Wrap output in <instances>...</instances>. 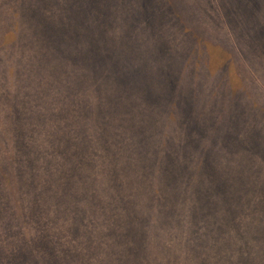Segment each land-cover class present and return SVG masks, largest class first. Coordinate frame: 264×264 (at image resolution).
Instances as JSON below:
<instances>
[{
  "label": "trees",
  "instance_id": "16d2710c",
  "mask_svg": "<svg viewBox=\"0 0 264 264\" xmlns=\"http://www.w3.org/2000/svg\"><path fill=\"white\" fill-rule=\"evenodd\" d=\"M167 1L0 0V242L9 249L0 248V264H264V231H250L264 217L251 208L264 205V151L226 150L228 129L202 133L205 120L180 119L182 67L177 55L166 61L167 49L149 61H160L154 83L116 80L137 59L132 44L140 50L156 38L175 51L179 19ZM67 36L75 59L55 48ZM58 56L78 69L93 58V73H58ZM53 126L63 132L65 160L77 141L111 151L96 156L111 168L86 178L101 190L86 226L74 174L61 202L52 197L64 184V172L50 170L63 161ZM210 157L219 170L206 168ZM60 205L68 215L58 217Z\"/></svg>",
  "mask_w": 264,
  "mask_h": 264
},
{
  "label": "rangeland",
  "instance_id": "374dc122",
  "mask_svg": "<svg viewBox=\"0 0 264 264\" xmlns=\"http://www.w3.org/2000/svg\"><path fill=\"white\" fill-rule=\"evenodd\" d=\"M173 1L170 3L176 9L179 19L175 51L169 53L167 43L154 42L156 38H151L152 44L150 43L148 48L143 46L138 50L136 45L132 44L130 49L133 54L138 55L137 59L132 62V65L128 62V67L120 66L118 69L122 70L116 74V80L123 85H125L123 81L132 85L142 77L146 79L147 86L154 83L158 79L160 61L153 67L150 66L149 61L150 59L152 61L155 54L160 55L164 49H167L166 61L172 59L171 56L177 55L180 57L179 65L182 67L179 70V76L182 78L181 86L179 85L176 99L180 119L190 122L198 119L205 120L203 124H198L202 133H206L205 129L214 127H219V130L228 129L224 132L225 135L222 134L224 139L222 143L226 150H239L243 153L255 150L264 151V0ZM105 44L102 43L99 46L102 52L97 50L92 53L94 59L104 54ZM55 45V48L59 50L64 49L62 52L65 57L75 59L76 49H73L75 43L72 41V36H67ZM94 59L82 60L79 64L82 68L78 69V62L72 63L69 59L58 56L57 71L58 73H69L68 77L71 75L77 77L82 72L79 78L87 75L90 78L93 73ZM138 62L145 66H134ZM51 68L50 66L46 69ZM189 69H191L190 72H188ZM42 79L44 78H39L38 81ZM66 79L61 80L67 84L70 81ZM73 81L74 83L69 86L72 90L78 88L80 84L79 80ZM125 100L130 99L125 98ZM90 103L91 101L82 102L85 106ZM58 127L53 126L57 131L54 147L63 157V161H59L57 166H52L50 170L57 176L58 172H64V184L61 185L60 192L52 197L57 198L58 203L61 202V195L67 193L68 175L74 174L78 181L73 184L76 185L73 189L79 190L78 193L81 195L80 204L77 206L81 216L77 218L83 226H86L97 217L94 211L101 198L100 189L93 186L86 178L98 168L100 170L111 168L96 159L99 155L110 156L111 151L106 150L108 152L104 154L94 148H79L82 144L77 141L78 149L72 154L73 159L68 160L67 156L65 160L64 143L60 137L63 132ZM214 134L221 135V132ZM238 140L241 142L239 143ZM206 168L213 171L219 170L220 166L210 157ZM19 192V188H14L13 193L16 198ZM112 197L114 193L110 191L108 198ZM5 202L6 199L0 197V207L3 208ZM251 203V208L264 210L263 204L255 201ZM55 212L58 217L68 215L61 205L55 209ZM239 213L241 217L246 216L244 206H239ZM263 213L261 212V218ZM262 221L264 222V217L253 221L254 226L250 228V231L263 232L264 223ZM24 242L31 244V241ZM2 244L4 243L0 242L2 246L0 248L5 254H9V249L4 248Z\"/></svg>",
  "mask_w": 264,
  "mask_h": 264
}]
</instances>
